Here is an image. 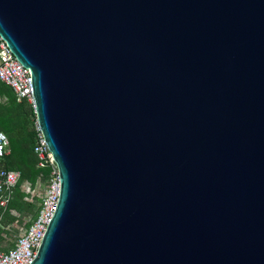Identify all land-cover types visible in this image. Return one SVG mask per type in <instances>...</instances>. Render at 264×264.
Segmentation results:
<instances>
[{
  "label": "water",
  "instance_id": "water-1",
  "mask_svg": "<svg viewBox=\"0 0 264 264\" xmlns=\"http://www.w3.org/2000/svg\"><path fill=\"white\" fill-rule=\"evenodd\" d=\"M58 197L28 264H264V0H0Z\"/></svg>",
  "mask_w": 264,
  "mask_h": 264
},
{
  "label": "built area",
  "instance_id": "built-area-1",
  "mask_svg": "<svg viewBox=\"0 0 264 264\" xmlns=\"http://www.w3.org/2000/svg\"><path fill=\"white\" fill-rule=\"evenodd\" d=\"M0 85L10 89L15 102H24L30 110L32 117L33 145L32 166L47 170L43 190L39 193V203L36 215L30 224L12 241L9 247L1 249L5 240L4 234L0 233V264H28L37 250L44 230L53 212L58 197V173L57 168L50 156L48 148L35 120L34 103L30 93L29 74L20 65L0 41ZM0 96V105L5 101ZM0 139V162L9 154L8 140L3 132ZM20 173L17 170H6L0 167V223L6 211L9 201L13 195ZM40 176L37 177L35 186L40 187ZM29 201V200H24ZM10 216H16L12 210L8 211ZM28 217V216H26Z\"/></svg>",
  "mask_w": 264,
  "mask_h": 264
},
{
  "label": "trees",
  "instance_id": "trees-1",
  "mask_svg": "<svg viewBox=\"0 0 264 264\" xmlns=\"http://www.w3.org/2000/svg\"><path fill=\"white\" fill-rule=\"evenodd\" d=\"M0 96H4L6 99L0 105V131L7 137L9 150V154L0 162V167L6 170H18L20 173L18 181L26 182L30 187L35 184L39 176L40 181L45 182L47 170L37 169L32 166L33 129L30 110L24 102H15L10 89L3 85H0ZM23 139L26 145L21 144L20 141ZM18 181L13 188L12 198L1 219L0 226L3 225L5 220L13 221L12 216L8 214L9 210L14 212L19 210L14 207L15 196L17 195L18 198L22 197L17 192ZM36 211L31 218L35 217Z\"/></svg>",
  "mask_w": 264,
  "mask_h": 264
},
{
  "label": "rangeland",
  "instance_id": "rangeland-1",
  "mask_svg": "<svg viewBox=\"0 0 264 264\" xmlns=\"http://www.w3.org/2000/svg\"><path fill=\"white\" fill-rule=\"evenodd\" d=\"M20 142L21 144L26 145L24 139ZM22 183L24 182L18 181L17 187V192L21 194L22 197L18 198L16 195L14 199V207L19 209L15 211L16 216L11 217L13 218V221L5 220L3 225L0 226V233L4 234L5 237V240L1 245V249L9 247L12 241H14V239L23 232L26 226L30 224V221L32 220L31 216L36 211L39 203V193H41L43 190L44 182H40V187H38V189L36 188L35 184L32 187L28 185V192L23 191L24 184ZM26 199L29 201H24Z\"/></svg>",
  "mask_w": 264,
  "mask_h": 264
},
{
  "label": "crops",
  "instance_id": "crops-1",
  "mask_svg": "<svg viewBox=\"0 0 264 264\" xmlns=\"http://www.w3.org/2000/svg\"><path fill=\"white\" fill-rule=\"evenodd\" d=\"M22 184H24V185H23V189H24L23 191H27V192H28V191H29V190H28V189H29V188H28V184H27L26 182H24V183H22ZM29 193H30V192H29Z\"/></svg>",
  "mask_w": 264,
  "mask_h": 264
},
{
  "label": "clouds",
  "instance_id": "clouds-1",
  "mask_svg": "<svg viewBox=\"0 0 264 264\" xmlns=\"http://www.w3.org/2000/svg\"><path fill=\"white\" fill-rule=\"evenodd\" d=\"M3 138V136H2V134H0V139H2Z\"/></svg>",
  "mask_w": 264,
  "mask_h": 264
}]
</instances>
